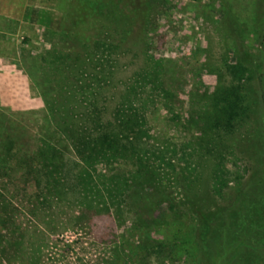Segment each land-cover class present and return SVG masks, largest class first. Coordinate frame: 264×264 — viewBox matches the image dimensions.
Segmentation results:
<instances>
[{
    "label": "rangeland",
    "instance_id": "obj_1",
    "mask_svg": "<svg viewBox=\"0 0 264 264\" xmlns=\"http://www.w3.org/2000/svg\"><path fill=\"white\" fill-rule=\"evenodd\" d=\"M76 1L0 0V264H264V172L253 175L237 144L225 164L238 179L217 199L222 211L205 230L185 206L187 190L170 188L172 200L156 196L140 209L127 202L118 212L96 197L94 179L71 192L72 171L84 166L49 122L42 76L76 22L93 39L92 26L71 18ZM164 1L151 8L149 49L135 47L163 60L172 93L167 108L158 97L150 110L153 140L199 143L233 101L245 108L236 110L235 129L262 135L264 0ZM54 167L60 183L50 176ZM117 170L136 172L124 163L97 171Z\"/></svg>",
    "mask_w": 264,
    "mask_h": 264
},
{
    "label": "trees",
    "instance_id": "obj_2",
    "mask_svg": "<svg viewBox=\"0 0 264 264\" xmlns=\"http://www.w3.org/2000/svg\"><path fill=\"white\" fill-rule=\"evenodd\" d=\"M75 3L79 14L71 18L80 17L92 26L93 39L84 36L76 22V28L72 26L70 32L63 33L60 55H49L56 61L49 58V79L42 76L44 83L49 80L43 99L49 122L84 166L79 171L75 164L71 192L90 183L87 179H94L96 197L100 194L105 209L115 207L118 212L127 202L140 209L156 196L172 200L167 189L176 187L187 190L189 205L185 206L194 210L188 209L192 217L194 212L199 214V224L207 229L210 218L222 211L217 199L223 198L224 190L238 179H233L226 167V154L237 144L247 155L253 175L263 173L264 133L259 131L251 137L235 129L236 110L244 112L245 108L233 101L226 111L228 115L215 121L210 134L199 143L190 140L178 145L169 139L165 144H156L148 115L158 97L166 101L161 105L167 108L172 93L162 79L163 60L154 59L142 49L139 54L135 47L149 49L148 37L155 25L151 8L163 6L165 1ZM50 152L56 155L59 151L50 146ZM196 156V163L189 161ZM120 163L134 166L136 172L125 177L126 173L117 170L105 177L97 171ZM66 174L70 175V170ZM50 176L56 183L62 180L60 169L55 167ZM169 184L173 186L167 187ZM173 210L175 216L182 212Z\"/></svg>",
    "mask_w": 264,
    "mask_h": 264
}]
</instances>
